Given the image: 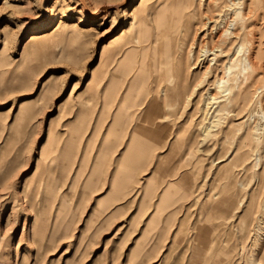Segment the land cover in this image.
I'll return each mask as SVG.
<instances>
[{"label": "rangeland", "instance_id": "rangeland-1", "mask_svg": "<svg viewBox=\"0 0 264 264\" xmlns=\"http://www.w3.org/2000/svg\"><path fill=\"white\" fill-rule=\"evenodd\" d=\"M237 14L258 63L227 45L219 108L227 56L195 63ZM0 264H264V0H0Z\"/></svg>", "mask_w": 264, "mask_h": 264}, {"label": "bare ground", "instance_id": "bare-ground-1", "mask_svg": "<svg viewBox=\"0 0 264 264\" xmlns=\"http://www.w3.org/2000/svg\"><path fill=\"white\" fill-rule=\"evenodd\" d=\"M240 15L241 14H237L235 17L232 18V20L230 22L227 21V23H225L224 25H221L219 20L208 19V21H206V23H209V22H213V23H212L211 28L208 26V28L205 29V27H204V29L206 30L204 36L207 37V38L204 37V40L205 39L213 40V38L218 35L217 41L219 43L214 44L213 46H210L207 42L204 43L200 47L199 54H198L199 56L197 57V61L195 63L196 66L200 67V65L201 66L205 65L204 64L205 59L209 61L208 65L205 67V70H204V81H205L207 74L213 69L214 64H216L217 62L222 60V58L224 56H227V59L224 63L225 73L223 75H220L215 81L216 88H217L218 92H216V93H213L211 91L208 92L209 93L208 102L211 101L212 103H217L219 108H221L223 106V104H227L223 101H227L230 104H232V103L234 104L233 101L235 100L234 97H235L236 91H237L235 89V87L237 86V88H239L238 84L233 85L230 81V78H231L230 74L232 72L233 64L235 63L234 62V58H235L234 54L235 53L228 51L226 49L227 45L230 43L234 44L236 46L237 52L243 51L245 49V55H244V61H245L244 62V69L245 70L247 68H251L254 70L256 68L257 63H258L257 54H256V58H255L254 54L251 52V47L254 46L252 40L250 42V45L248 47H245V48H244L243 42H241L240 44H237V41H235V39L240 36V30L245 29V23H243L242 26L239 25ZM241 18H243V21H244L245 16H242ZM118 37L119 36L114 37L111 41H113V42L116 41L118 39ZM209 37H212V38H209ZM205 41H208V40H205ZM113 52H114V50L111 51V53H113ZM121 65H123V61L121 62ZM116 70L119 72L122 71V66L118 67V69H116ZM117 81L118 80L115 77V75L111 76V82L109 83V87L107 88V94L109 96H112L113 92L115 91ZM204 81H203V78L201 80H199L196 83V85L194 86L193 90L196 91L197 89H199L200 86L204 83ZM170 89H171V91L175 90V88L173 86H171ZM166 91H167L166 89H163L164 94H166ZM240 94L243 97V98H241V102L248 103L249 97L247 95L246 89L241 91ZM152 102H157L160 109H162V106H160V104H161L160 100L155 98L152 100ZM108 104H109V101H108ZM148 107L153 113L152 116L155 115L154 117H156V118L161 117V115H159V112L157 114H154L155 113L154 111L157 110L156 106L149 105ZM212 122L213 123L208 126L209 130H211V128L217 126L216 123H214V120ZM128 155H130L127 157L129 159L128 164H125V167L119 169V172L128 173L134 169L133 161L131 160V158L134 155L133 151H131V154H128ZM85 160H87V159H85ZM53 170L54 169H52V172H53ZM101 172H102V169L100 171V169L97 168V171L94 172L93 176L99 175ZM53 173H56V172H53ZM49 178L52 179V177H49ZM52 181H55V180L52 179ZM90 182H92V179ZM116 185H117V183L114 182V186H116Z\"/></svg>", "mask_w": 264, "mask_h": 264}, {"label": "crops", "instance_id": "crops-1", "mask_svg": "<svg viewBox=\"0 0 264 264\" xmlns=\"http://www.w3.org/2000/svg\"><path fill=\"white\" fill-rule=\"evenodd\" d=\"M152 111L149 109V107L147 106V109H145L144 115H143V120L148 121V120H152L149 117L152 118ZM156 114V113H155ZM116 116H118L116 114ZM87 154V153H86ZM104 153H100V156L98 159L102 160L104 158ZM85 159H90L89 154L84 156ZM150 157H146V159L148 160ZM137 167H135L132 172L130 171L129 173H126L124 175L123 178H118L117 179V188L116 186H114V182L111 181V186H109V190L107 192L108 197L110 196L109 193L113 192L115 189L119 190L121 188H118V185L120 186L121 184L123 185L122 190L125 191V194L120 195L118 197H114V199H112L109 203V205H107L108 211H107V215H111L113 212L115 211H120L119 213H121L120 218L126 217L127 214L129 212L126 211V209L129 207L127 200H126V196L128 192V189L134 186V181L136 179H138V174L140 173V166L136 165ZM90 182V180H88V183ZM113 194H111L112 196ZM123 208V209H122ZM136 217V213H134V215H132V217L130 219H126V223L130 224L131 222H133V218ZM115 218V217H113ZM127 226V225H126Z\"/></svg>", "mask_w": 264, "mask_h": 264}]
</instances>
